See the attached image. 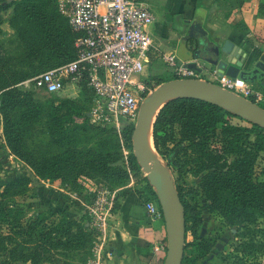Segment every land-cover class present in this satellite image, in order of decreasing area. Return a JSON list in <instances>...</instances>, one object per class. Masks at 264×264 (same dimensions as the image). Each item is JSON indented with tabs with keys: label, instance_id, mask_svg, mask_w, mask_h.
Returning a JSON list of instances; mask_svg holds the SVG:
<instances>
[{
	"label": "trees",
	"instance_id": "trees-1",
	"mask_svg": "<svg viewBox=\"0 0 264 264\" xmlns=\"http://www.w3.org/2000/svg\"><path fill=\"white\" fill-rule=\"evenodd\" d=\"M8 5L7 0H0V9ZM15 8L21 11L23 21L30 29L26 38L39 46V50L33 46L35 50L46 53V58L53 60V66L73 59L75 34L58 13L55 0H20ZM5 69L6 59L0 56L1 132L11 155L29 167L35 176L48 180L59 178L71 187L77 175L85 170L99 174L110 185L125 181L127 174L121 160L115 163L116 157L108 159L90 149L66 147L51 156L32 155L22 141L20 125L38 117L42 106L32 101L29 92L14 87L27 75ZM17 106L22 109L19 122L11 116ZM62 109L64 113L57 114ZM79 111L69 99L49 105L48 128L54 144L64 146L71 140V134L65 131L61 119ZM231 117L244 120L200 99H170L159 108L152 122V144L164 160H167L164 151L167 144L172 142L177 147L169 162L171 166L199 177L197 190L204 198L207 211L214 212L224 226L234 227L235 240L229 264H260L258 256L264 255V225L260 222L264 220V167L259 161H264V129L253 123H249V127L233 124L229 121ZM175 128L177 139H173ZM130 130L131 126H127L123 131L127 138ZM127 161L129 169L139 170L132 154L127 155ZM144 181L143 199H153L151 187L145 178ZM28 183L27 176H18L6 181L0 189L2 264H37L44 252L51 248L73 247L88 240L85 227L75 226L73 229L74 221L64 218L48 221L49 211L25 217V211L14 198L25 193ZM175 187L184 211L186 237L188 231L195 232L194 226L200 221L196 205L186 199V196L193 198L192 192L197 190L183 192L180 187ZM208 247L204 238L185 240L181 264H196Z\"/></svg>",
	"mask_w": 264,
	"mask_h": 264
},
{
	"label": "rangeland",
	"instance_id": "rangeland-1",
	"mask_svg": "<svg viewBox=\"0 0 264 264\" xmlns=\"http://www.w3.org/2000/svg\"><path fill=\"white\" fill-rule=\"evenodd\" d=\"M20 0H7L9 5L0 9V56L6 59L7 72H20L27 77L14 87L30 93L33 102L42 106V112L36 118L27 123L21 124L23 131V143L28 151L36 157H45L54 155L64 148L90 149L93 153L105 155L109 158L116 157L115 163L120 160L126 170V174L135 173L129 170L127 155L132 154L130 137L124 136L123 131L127 126H133V121L119 120L117 123L112 121L98 120L92 116L94 99L84 81L66 80L64 87L54 93H46L33 80V77L39 73L53 67L51 59L46 58V53L35 50L31 40L26 38L27 24L23 21V15L18 10L16 4ZM39 46H37V49ZM158 74L165 69H170L161 60L152 64ZM10 70V71H9ZM155 81L149 80L146 85L144 96L152 89L150 86ZM64 99L74 102L79 113H72L69 117L61 119L66 132L71 134V140L64 146L54 144L50 137L49 124L50 116L48 115L49 105H56ZM260 107H264V101L259 102ZM20 107L12 110L11 116L15 122L20 121ZM64 113L59 110L57 114ZM233 124L249 127L247 121L234 117L229 118ZM131 131V130H130ZM173 139L178 138L176 128L173 132ZM252 138V136H250ZM177 147L172 142L167 144L164 151L167 160L161 158L169 170L174 185L180 187L183 192L187 190H197L199 177L190 175L184 170H177L169 163ZM154 151V150H153ZM156 151V150H155ZM264 167V161H259ZM128 169V170H127ZM143 175L141 170H137ZM27 176L29 183L25 193L22 196H16L15 202L25 211V217L31 216L36 212H51L48 221L56 222L59 218L66 221H74L75 226L85 227L88 231V240L81 245L73 247L51 248L44 252L41 260L37 264H84L92 258L90 247L94 241V231L90 226V216L88 207L90 206L96 192L103 188L109 189L105 184L99 183V174L95 172L83 171L77 175L75 184L71 187L59 178L48 180L35 176L32 170L23 162L15 158L8 152L4 145L1 132L0 118V189L4 183L14 177ZM193 198L186 196L190 204L196 205L197 215L200 219L194 226L195 232L188 231L185 240L190 241L194 237L204 238L209 245L207 251L200 257L196 264H229V254L232 252L234 242V227L224 226L221 220L214 212H208L205 207L204 198L200 192H192ZM161 219V218H160ZM162 222V219H161ZM264 225V220H261ZM163 225V222H162ZM161 246L165 247V235L161 241ZM164 254V248L160 250V255L153 258L152 264H161ZM260 264H264V255L258 256ZM0 264H2L0 262ZM13 264H30L28 262H14Z\"/></svg>",
	"mask_w": 264,
	"mask_h": 264
},
{
	"label": "built area",
	"instance_id": "built-area-1",
	"mask_svg": "<svg viewBox=\"0 0 264 264\" xmlns=\"http://www.w3.org/2000/svg\"><path fill=\"white\" fill-rule=\"evenodd\" d=\"M264 1V0H263ZM55 6L71 31L73 59L53 66L35 77L36 84L46 93L64 87L66 80L84 81L95 101L92 116L102 121H133L146 86L140 75L152 40L146 27L153 21L152 13L136 0H55ZM174 78H198L197 72L171 53L162 54ZM213 84L258 104L263 93L239 77L219 75L211 71ZM199 79V78H198ZM114 205V195L103 188L96 192L88 214L94 231L90 247L92 258L84 264H102L107 254L104 247L107 222ZM148 217L161 218L155 200H143ZM161 242L154 251L161 250Z\"/></svg>",
	"mask_w": 264,
	"mask_h": 264
},
{
	"label": "crops",
	"instance_id": "crops-1",
	"mask_svg": "<svg viewBox=\"0 0 264 264\" xmlns=\"http://www.w3.org/2000/svg\"><path fill=\"white\" fill-rule=\"evenodd\" d=\"M136 1L143 3L154 17L146 27L152 45L137 76L145 86L149 80L155 81L151 84L155 87L174 78L171 69L161 74L154 69L152 64L156 61L164 63L162 54H173L176 62L195 63L191 68L199 79L207 81H212L211 71L217 68L207 63L202 66L196 56L225 61L243 70L251 69L256 61L264 64L263 0ZM191 51L194 55L188 58ZM250 84L264 97V76ZM133 172L115 185L98 177L99 183L107 184L114 195L104 243L108 255L102 264H152L153 258L161 256L160 250L153 249L162 241L164 228L160 218L152 219L145 213V177Z\"/></svg>",
	"mask_w": 264,
	"mask_h": 264
},
{
	"label": "water",
	"instance_id": "water-1",
	"mask_svg": "<svg viewBox=\"0 0 264 264\" xmlns=\"http://www.w3.org/2000/svg\"><path fill=\"white\" fill-rule=\"evenodd\" d=\"M215 51H217L215 49ZM194 53H188L192 58ZM203 66L214 65L219 75L239 77L246 82L261 81L264 64L256 61L251 69L243 70L238 66L217 59L196 56ZM195 67V63H190ZM176 97L200 99L214 104L231 114L264 129V109L239 95L231 93L210 81L198 78H173L160 82L140 100L135 120L130 132L132 155L151 187L159 207L165 235V249L161 264H181L184 241V211L171 174L153 144L151 128L159 108L168 100ZM154 152L147 147V134Z\"/></svg>",
	"mask_w": 264,
	"mask_h": 264
},
{
	"label": "bare ground",
	"instance_id": "bare-ground-1",
	"mask_svg": "<svg viewBox=\"0 0 264 264\" xmlns=\"http://www.w3.org/2000/svg\"><path fill=\"white\" fill-rule=\"evenodd\" d=\"M147 147L151 152H154L151 146V142H150V137H149V133L147 134Z\"/></svg>",
	"mask_w": 264,
	"mask_h": 264
}]
</instances>
